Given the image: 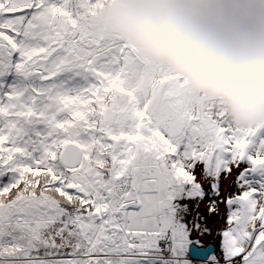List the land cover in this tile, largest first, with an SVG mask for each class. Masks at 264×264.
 Wrapping results in <instances>:
<instances>
[{"label":"snow or ice","instance_id":"6c2138e0","mask_svg":"<svg viewBox=\"0 0 264 264\" xmlns=\"http://www.w3.org/2000/svg\"><path fill=\"white\" fill-rule=\"evenodd\" d=\"M106 2L0 0V264H264V126L97 29Z\"/></svg>","mask_w":264,"mask_h":264},{"label":"clouds","instance_id":"9594fccd","mask_svg":"<svg viewBox=\"0 0 264 264\" xmlns=\"http://www.w3.org/2000/svg\"><path fill=\"white\" fill-rule=\"evenodd\" d=\"M95 26L181 77L234 126H264V14L215 0H107Z\"/></svg>","mask_w":264,"mask_h":264},{"label":"rangeland","instance_id":"374dc122","mask_svg":"<svg viewBox=\"0 0 264 264\" xmlns=\"http://www.w3.org/2000/svg\"><path fill=\"white\" fill-rule=\"evenodd\" d=\"M250 5H251V4L245 2V3H241V4H239V5H234V7H240V6H243L246 10L251 11V6H250ZM229 6H230V5H229ZM229 6H228V7H229ZM234 7H233V8H234ZM257 13L264 14V11L260 10V12L258 11ZM222 183H223V187H224L225 194H226V193L228 192L227 190H228V189L231 190V187H232V185H231V178H229L228 180L223 181ZM220 209H221V215H220V216L209 217L208 220H207V225H208V227H209L210 229H212V235H210V236H206V238H207L206 240H207L208 242H210V243L214 242V240L219 242L218 237H217V235H216V230L218 229V227H217V224H215L214 222L219 221V222L223 225V220L221 219V217L223 216L222 214H223L224 206H223V205H220ZM205 210H206V204L201 206V212L203 213V212H205ZM202 242H203V241H202ZM210 243H209V244H210Z\"/></svg>","mask_w":264,"mask_h":264},{"label":"bare ground","instance_id":"6f19581e","mask_svg":"<svg viewBox=\"0 0 264 264\" xmlns=\"http://www.w3.org/2000/svg\"><path fill=\"white\" fill-rule=\"evenodd\" d=\"M229 190H230V189H228L227 191H229ZM222 215H223V214H222ZM214 223L217 224L218 229L221 228V227H223V225H222L219 221L214 222ZM206 239H207L206 237L202 238V241H203L202 243L204 244V246H207V245L210 243V242H208ZM212 243L215 244V250L218 251V245H219V242L214 240V242H212Z\"/></svg>","mask_w":264,"mask_h":264},{"label":"water","instance_id":"95a60500","mask_svg":"<svg viewBox=\"0 0 264 264\" xmlns=\"http://www.w3.org/2000/svg\"><path fill=\"white\" fill-rule=\"evenodd\" d=\"M205 248H208V249H215V244H214V243H210V244H208L207 246H205Z\"/></svg>","mask_w":264,"mask_h":264},{"label":"trees","instance_id":"16d2710c","mask_svg":"<svg viewBox=\"0 0 264 264\" xmlns=\"http://www.w3.org/2000/svg\"><path fill=\"white\" fill-rule=\"evenodd\" d=\"M250 6H251V11H252V12H258V11L260 12V10H254V9H253V5H250ZM229 7H230V8H233L234 5H230Z\"/></svg>","mask_w":264,"mask_h":264}]
</instances>
